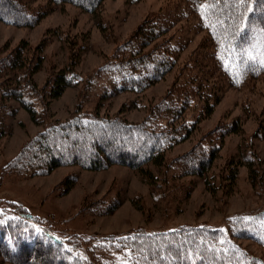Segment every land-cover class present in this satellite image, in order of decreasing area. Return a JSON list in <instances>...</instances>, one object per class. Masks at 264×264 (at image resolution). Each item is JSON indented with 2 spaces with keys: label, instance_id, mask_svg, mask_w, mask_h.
<instances>
[{
  "label": "trees",
  "instance_id": "1",
  "mask_svg": "<svg viewBox=\"0 0 264 264\" xmlns=\"http://www.w3.org/2000/svg\"><path fill=\"white\" fill-rule=\"evenodd\" d=\"M105 1L50 0V4H71L93 14ZM177 1L184 14L196 17V25L205 32V38L166 94L139 123H130L118 114H102L101 109L118 94L146 91L174 69L180 47L170 42L172 37H167L171 23L162 15L142 22L97 71L95 76L105 84L96 108L86 110L78 104L65 121L46 125L45 113L49 103L73 84L76 59L71 58L65 68L56 72L47 87L39 88L35 75L44 63L43 42L32 48L23 41L0 55V140L9 133L7 119L17 113L9 103L11 100L19 102L35 124L44 126L7 164L4 173L26 178L47 176L61 166L77 165L85 170L101 171L123 165L140 172L153 184V174L148 171L153 165L163 168L165 175L178 172L181 176H200L210 184L207 176L225 138L242 131L239 119L210 130L190 150L168 162L166 152L188 140L200 122L212 114L221 100V91L264 77V0H248L243 4L239 0ZM51 11L52 6L34 7L27 0H0V22L16 27H35ZM245 27L246 31H241ZM256 42L261 45L258 55H254L252 48ZM198 103L202 104V110L189 122L187 112ZM263 125L264 121L254 138L264 140ZM249 156L242 165L248 169L252 186L259 187L264 178V163L254 150ZM227 177L235 182L238 166L233 165ZM75 180L68 177L63 181L65 193L71 190ZM94 206L88 207L108 214L118 208V203L102 209ZM23 212L21 216L0 218V251L6 261L89 264L78 244L48 231H36L31 214L27 209ZM240 240H253L264 246V210L233 217L226 228L196 225L113 236L105 239L100 249L104 257L116 252L127 256L128 264H264V257L249 251Z\"/></svg>",
  "mask_w": 264,
  "mask_h": 264
},
{
  "label": "rangeland",
  "instance_id": "2",
  "mask_svg": "<svg viewBox=\"0 0 264 264\" xmlns=\"http://www.w3.org/2000/svg\"><path fill=\"white\" fill-rule=\"evenodd\" d=\"M27 1L34 7L52 6V11L32 28L0 22V55L23 41L32 48L43 42L44 63L35 75L39 88L47 87L53 75L65 68L71 58L77 62L73 84L49 103L46 125L67 120L78 104L86 110L96 108L105 84L95 76L97 71L147 18L162 15L171 23L167 37H172L170 42L180 47L177 63L163 80L146 91L124 92L105 102L102 114H118L130 123L141 122L151 106L166 94L205 38V32L196 25V17L184 14L177 0H107L93 14L71 4L56 6L50 0ZM252 48L254 55L261 52L258 42ZM221 92L219 104L200 122L191 137L166 152L168 162L190 150L210 130L239 119L242 131L225 138L207 176L210 184L200 176H181L178 172L165 175L163 168L153 165L148 168L153 174V184L140 172L123 165H112L101 171L85 170L77 165L61 166L47 176L26 178L5 174L7 164L44 127L35 124L19 102L11 100L9 103L17 113L7 119L9 133L0 140V218L21 216L27 209L36 231H48L57 238L78 244L89 264H128L127 256L119 252L104 257L101 243L107 238L137 231L155 233L196 225L226 228L233 217L263 211L264 178L261 186L253 187L248 169L242 164L250 158L251 150L264 163V140L253 137L264 121V77ZM36 106L42 110L40 104ZM201 110V103L194 104L186 119L194 121ZM261 127L264 130V125ZM233 165L238 166V178L230 182L227 175ZM68 177L76 180L65 193L62 183ZM113 203H118V208L108 214L88 207L95 205L102 209ZM240 242L249 251L264 257V246L253 240ZM0 264H12L1 251Z\"/></svg>",
  "mask_w": 264,
  "mask_h": 264
},
{
  "label": "snow or ice",
  "instance_id": "3",
  "mask_svg": "<svg viewBox=\"0 0 264 264\" xmlns=\"http://www.w3.org/2000/svg\"><path fill=\"white\" fill-rule=\"evenodd\" d=\"M239 2L240 3H246V2H248V0H239ZM255 2H259V0H255ZM250 11H251V9H249ZM241 31H246V27H245V29H242ZM250 59H251V57H250Z\"/></svg>",
  "mask_w": 264,
  "mask_h": 264
}]
</instances>
